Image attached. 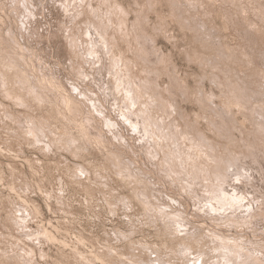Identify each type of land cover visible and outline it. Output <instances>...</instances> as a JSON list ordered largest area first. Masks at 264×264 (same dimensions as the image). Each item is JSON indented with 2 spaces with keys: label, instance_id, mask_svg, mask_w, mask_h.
<instances>
[{
  "label": "clouds",
  "instance_id": "1",
  "mask_svg": "<svg viewBox=\"0 0 264 264\" xmlns=\"http://www.w3.org/2000/svg\"><path fill=\"white\" fill-rule=\"evenodd\" d=\"M193 252L264 264V0H0V264Z\"/></svg>",
  "mask_w": 264,
  "mask_h": 264
},
{
  "label": "rangeland",
  "instance_id": "2",
  "mask_svg": "<svg viewBox=\"0 0 264 264\" xmlns=\"http://www.w3.org/2000/svg\"><path fill=\"white\" fill-rule=\"evenodd\" d=\"M240 187L243 188V184H241ZM228 195L231 196L230 191L228 192ZM249 195H251V192H249ZM56 239L59 240V237H56ZM249 239H251V234H249ZM45 251H47V249H45ZM216 255L222 257L223 253L217 252ZM213 258H215V257H213ZM189 259H190V264H204L203 260L200 259L199 257H197L195 252L192 253V256Z\"/></svg>",
  "mask_w": 264,
  "mask_h": 264
}]
</instances>
